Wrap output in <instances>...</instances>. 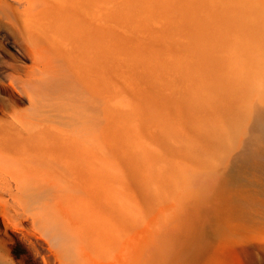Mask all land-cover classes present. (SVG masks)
Segmentation results:
<instances>
[{"label":"rangeland","instance_id":"rangeland-1","mask_svg":"<svg viewBox=\"0 0 264 264\" xmlns=\"http://www.w3.org/2000/svg\"><path fill=\"white\" fill-rule=\"evenodd\" d=\"M263 26L264 0H0V134L15 141L16 163L0 169L13 184L0 237L38 241L56 264L49 226L31 215L43 172L35 150L40 139L52 146L40 135L58 119L61 217L105 227L120 201L126 264H264V169L242 150ZM224 108L242 153L227 158V197ZM13 115L26 125H12ZM73 162L94 186L67 170Z\"/></svg>","mask_w":264,"mask_h":264},{"label":"bare ground","instance_id":"bare-ground-1","mask_svg":"<svg viewBox=\"0 0 264 264\" xmlns=\"http://www.w3.org/2000/svg\"><path fill=\"white\" fill-rule=\"evenodd\" d=\"M252 45L254 70L253 90L248 100L251 118V135L246 142L242 139L244 141L242 142L245 143V146L244 144L242 145V150L245 152V149L248 146L250 154L249 157H251L255 164L261 166L260 168L258 167L261 170L262 167L264 169V26L259 30ZM13 119L15 123L13 122L12 125H26L25 120L15 115H13ZM4 121L5 119L0 118V128L6 123H4ZM58 122L59 120L57 119L56 125L53 123L50 126L49 124L43 125L44 128L51 127V129H53L46 132L42 131L40 135V138L45 139L43 142H47L48 140L52 139V146L47 144L42 145V140L40 139V142L35 150L36 156L34 158V164L38 171L41 170L43 172L41 173L42 177L40 179H35L33 181L34 186L37 189L35 191L36 195L33 196L35 197L34 200L37 201V203H40V210L31 215V219L33 220L32 222L35 223L34 221L41 220L42 223H45L46 226H49L50 232L52 233L49 236L48 242L54 255L56 264H126V239L124 236L127 232L125 229L124 212L120 201L118 203L111 202V208L113 213H115V216L113 219L109 218V223L105 227L97 225V222L95 221V225L91 222H89V224H84L83 222L81 225H84L79 226L77 225L78 223H75L76 221L74 222L68 216V220H66L67 218L64 220L63 216L61 217V199L64 193L63 190L65 191L66 189H64L63 184L61 183V172L64 170V168L63 162L60 159V149H62L60 143L62 139V129L60 128ZM221 125L222 129L220 147L222 155L221 157H223V166L220 168L219 178L222 185V193H225L226 196L229 178L232 181L233 177L235 176V173H233L234 176L231 175V179L230 172H235L232 169L235 168L234 166H237V164L234 166L232 165V171L229 172V163H227V158L229 156L234 157L236 155L234 152H237L235 150L241 143V137L238 126L236 124L231 126L225 108L221 116ZM10 131L7 130V132ZM6 135L9 136L7 139H5L2 134H0V169L9 168L13 165H16L13 156L7 152V147L15 146V141L11 139V135ZM19 149L25 152L24 154L30 156L29 153H27L29 148L24 142H21ZM69 149L74 151V148L72 147ZM238 155L242 156V153H238ZM237 156H235V158H237ZM28 159H30V157H28ZM236 162L237 161H235V163ZM66 168L72 173V175L82 176L83 178L87 179L85 184L89 187L94 186V181L92 178L93 173L91 171L80 170L79 165L74 162L69 163ZM259 169H256V171ZM237 174L236 176H238ZM4 180L6 181H3L0 178V208L6 209L11 205L9 200L13 199V184L5 178ZM26 184L31 186L28 181ZM67 188L72 190L71 191L68 189L67 191L70 190L71 192H75L77 186L76 188L67 186ZM2 193L7 194L10 198H5ZM222 196H224V194ZM29 198L30 200L33 199L32 196ZM223 205L226 204L223 203ZM4 225V229H1L0 227V234L3 233V236L7 234L8 228L7 224ZM11 243V245H8L4 240V237H0V264H40V261L44 264H48V259L42 255L41 251L36 245L38 241L29 242L26 238V240L23 239L21 242L13 241ZM20 251L29 252L33 261L31 263L30 261L28 262L29 254H20L18 253ZM17 256L20 257L18 258ZM130 261L132 264H140L142 260L140 259V262L135 260L134 263L132 259H130Z\"/></svg>","mask_w":264,"mask_h":264}]
</instances>
